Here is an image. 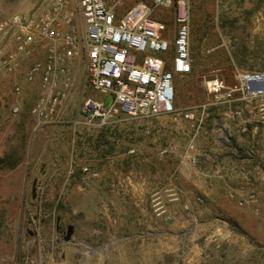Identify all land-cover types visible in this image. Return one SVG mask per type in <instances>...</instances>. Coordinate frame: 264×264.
Instances as JSON below:
<instances>
[{"label":"rangeland","instance_id":"obj_1","mask_svg":"<svg viewBox=\"0 0 264 264\" xmlns=\"http://www.w3.org/2000/svg\"><path fill=\"white\" fill-rule=\"evenodd\" d=\"M40 1L0 0V62L12 49L6 25ZM104 1L117 19L152 3ZM183 15L191 71L173 79L172 115L87 123L83 99L108 100L75 59L66 108L39 122L30 61L0 70V264H264V125L242 132L223 120L205 87L264 72V0H188L179 13H153L172 36ZM203 106L199 127L183 118Z\"/></svg>","mask_w":264,"mask_h":264},{"label":"built area","instance_id":"obj_2","mask_svg":"<svg viewBox=\"0 0 264 264\" xmlns=\"http://www.w3.org/2000/svg\"><path fill=\"white\" fill-rule=\"evenodd\" d=\"M187 1L138 2L117 19L104 0H77L73 6L68 0H41L30 13L14 15L6 25L12 49L2 53L0 70L11 73L30 61L25 81H40L41 97L31 108L39 122L62 115L71 98L75 59L83 62L84 84L108 100L83 99L87 123H105L118 113L172 115L177 111L173 79L191 71L187 17L177 19L179 27L172 36L153 13L171 5L179 13ZM205 87L223 120L241 121L242 132L248 125H264V72L237 71L231 85L212 77ZM205 109L182 116L199 127Z\"/></svg>","mask_w":264,"mask_h":264},{"label":"water","instance_id":"obj_3","mask_svg":"<svg viewBox=\"0 0 264 264\" xmlns=\"http://www.w3.org/2000/svg\"><path fill=\"white\" fill-rule=\"evenodd\" d=\"M72 231H73L72 226H68L66 230V236L64 237L65 241H69L70 236L72 235Z\"/></svg>","mask_w":264,"mask_h":264},{"label":"trees","instance_id":"obj_4","mask_svg":"<svg viewBox=\"0 0 264 264\" xmlns=\"http://www.w3.org/2000/svg\"><path fill=\"white\" fill-rule=\"evenodd\" d=\"M3 161H5V159H1V160H0V163H1V162L3 163ZM15 165H16V162H12V163H11V166H15Z\"/></svg>","mask_w":264,"mask_h":264},{"label":"crops","instance_id":"obj_5","mask_svg":"<svg viewBox=\"0 0 264 264\" xmlns=\"http://www.w3.org/2000/svg\"><path fill=\"white\" fill-rule=\"evenodd\" d=\"M36 79H38V78H36ZM36 79H35V80H36ZM250 127H252V126H250ZM253 129H254V128H253Z\"/></svg>","mask_w":264,"mask_h":264}]
</instances>
